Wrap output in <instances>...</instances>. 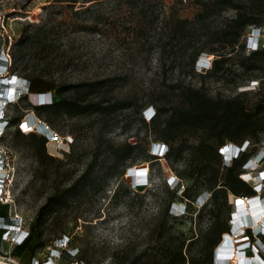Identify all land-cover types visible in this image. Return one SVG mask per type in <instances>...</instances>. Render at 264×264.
<instances>
[{
    "label": "rangeland",
    "instance_id": "1",
    "mask_svg": "<svg viewBox=\"0 0 264 264\" xmlns=\"http://www.w3.org/2000/svg\"><path fill=\"white\" fill-rule=\"evenodd\" d=\"M90 3V9L82 11ZM70 4L69 0H0V52L5 49L12 59L17 50L14 42L25 29L32 33L42 27L47 44V50L42 49L38 54L35 46L26 47L23 59L17 62L12 59L11 74L26 77L37 68L43 78L53 81L56 87L111 80L103 94L104 99L132 98L136 107L118 110L111 115H59L51 123L45 121L44 114L34 112L48 124L57 144L52 146L51 138L47 141V154L53 155L55 161L41 163L35 155L36 141L29 137L30 133L24 134L18 128L19 121L31 109L24 100L9 104V119L18 118L1 139L2 147L10 153L14 171V179L8 183L9 213L32 222L47 195L53 191V186L66 187L75 180L85 171L95 156L96 147H99V157L93 161L85 184L70 195L67 203L51 214L42 226L39 239L45 244L36 250L35 256L43 257L46 245L66 234L87 264H128L136 255L144 253L141 261H151L155 256L160 257L168 241L171 243L178 237L195 238L209 223L207 215L199 217L196 214L202 206L196 200L194 204L176 197L166 211L170 196L167 186L174 188L169 178L177 177V172L166 155L153 154V144L164 142L156 139L143 122L145 120L148 124L151 121L149 115L155 110L153 102H159L163 79L171 82L180 78L193 85L205 81L211 96L225 98L237 95L241 91L240 84L254 85L248 87L244 97L248 107H252L258 99L257 82L261 72H246L240 68V61L249 50L255 49L248 48L247 41L248 50L242 52L236 48L229 63L236 73L225 79L211 77L205 80L200 75L211 67L215 58L213 53L204 55L208 61L202 59L201 62L207 65L195 67V74L168 67L163 71L159 67L160 54L154 38H136L133 34L129 7L120 5L119 0ZM163 4L168 12L174 7L180 16L189 19H193L199 9L195 0H163ZM75 10L80 13L76 14ZM234 14V10H226L211 20L220 25ZM94 22L97 23L94 25ZM86 24H93L101 31L82 29L81 26ZM261 31L259 47H264V24ZM250 34L251 31L248 37ZM235 79L237 83L233 81ZM63 96H71V92ZM98 97L93 94L89 99ZM17 131L21 134L18 135ZM33 134L40 136L39 131ZM123 144L135 145V148L123 161L125 172L119 174L121 164L109 167L113 156L108 149ZM257 148L251 156L258 151L263 152L259 162L252 166L247 164V160L243 166V172H249L246 177L251 176V182L264 175V139ZM248 150H251V145ZM175 165L182 167L181 162ZM142 166L150 167L148 185L134 186V183L146 182L147 172ZM246 201L249 202L248 199ZM175 203L178 205L173 208ZM183 203V208L177 209ZM186 203L188 208L184 211ZM235 209L236 204H233L232 212ZM253 210L250 209L252 215L257 212L253 213ZM261 219L263 221L264 217ZM199 239H194L189 245L191 254L197 256L201 248ZM2 246L4 249L8 247L5 242ZM252 253L251 249L247 254ZM28 259H24V264L29 263ZM230 262L233 264L234 260Z\"/></svg>",
    "mask_w": 264,
    "mask_h": 264
},
{
    "label": "trees",
    "instance_id": "2",
    "mask_svg": "<svg viewBox=\"0 0 264 264\" xmlns=\"http://www.w3.org/2000/svg\"><path fill=\"white\" fill-rule=\"evenodd\" d=\"M69 1L70 5H74L95 0ZM195 3L199 5L198 12L193 19H189L180 16L174 7L168 12L163 0H119L120 5L130 8L135 37L154 38L160 54L161 70L166 71L168 67L171 70L195 74L198 59L204 54L213 53L215 58L211 62V67L206 73H201V77L205 80L211 77L225 79L230 74L234 75L236 70L229 66L233 60L232 53L236 48L245 51L246 41L247 47L253 49L251 34L249 37L247 34L254 29H262L264 0H195ZM91 4L82 11L89 10ZM226 10H234L235 14L224 23L215 25L211 19L222 15ZM74 12L80 13L79 10ZM96 23L94 22V25ZM81 28L84 30L92 28L96 33L101 31L100 28L93 27V24L82 25ZM42 32V27H38L32 33L23 30L14 42L17 48L16 53L12 54L14 62L23 59V52L28 46H35L37 54L47 50L45 34ZM240 68L248 73L261 72L260 81L257 82L258 99L252 107H248L244 97L249 91L248 87L254 85L240 84L241 91L237 95L225 98L221 95L211 96L205 81H201L200 85H193L183 82L180 78L171 82L163 79L159 102H153L155 110L151 121L148 124L145 120L143 122L156 135V139L167 145L166 157L177 172L178 185L174 188L167 186L170 196L166 211L175 202L176 197L194 204L196 200L202 203L196 214L199 217L207 215L209 223L195 238L178 237L171 243L168 241L160 257L155 256L151 261L148 259L141 261L145 253L138 254L128 264H215L214 252L218 243L224 233L232 231L230 220L235 204L234 196L248 193L250 197L256 194L251 181H246L241 174L246 161L264 139V47L258 46L243 55ZM34 71L32 75L25 77L29 81V90L33 93L51 91V104L31 106L25 97L21 100H24L26 106L32 108L34 112L44 114L47 122L55 121L59 115H111L118 110L136 107L132 98H117L114 101L104 99L103 94L106 93L105 89L111 80L56 87L53 81L43 78L41 70L37 71L35 68ZM233 81L236 82V79ZM67 92H71V96L64 97ZM93 94L99 97L89 99ZM17 121L18 118L9 119V126ZM39 132L40 136L29 134V137L36 141L34 148L36 157L41 163L55 161L53 155L47 154L45 146L48 139L50 140V135L43 129ZM16 133L21 134L18 131ZM230 144L247 146L246 150L239 151L227 160L222 148ZM250 145L251 150H248ZM134 148L135 145L127 144L117 148L109 147L108 152L113 156V163L109 167H117L119 163L121 169L118 173L123 174L126 170L123 161L133 153ZM98 149L99 147H96L95 156L87 164L85 171L69 185L53 186V191L47 195L34 220L29 223L27 238L23 243L10 249V255L21 264H24L26 257L29 258L28 264H31L36 250L45 244L39 239L42 226L51 214L67 203L70 195L75 194L85 184L93 161L99 157ZM71 153L69 151V154ZM178 162H181L182 167L175 165ZM187 208L186 203L184 211ZM8 209V203L0 202V216H6ZM2 231L0 229V246ZM199 238L201 248L197 256L198 254H191L189 245L194 239Z\"/></svg>",
    "mask_w": 264,
    "mask_h": 264
},
{
    "label": "built area",
    "instance_id": "3",
    "mask_svg": "<svg viewBox=\"0 0 264 264\" xmlns=\"http://www.w3.org/2000/svg\"><path fill=\"white\" fill-rule=\"evenodd\" d=\"M256 33L259 35L261 40L262 31L260 28L254 29L251 34ZM264 34V32H263ZM259 40V45H260ZM258 45V46H259ZM264 46V42H262ZM257 48V47H256ZM253 48V49H256ZM12 65V59L5 49H1L0 52V202L8 203V183L12 182L14 179L13 165L11 162V156L8 150L2 147L1 139L9 127V117L7 114L8 105L12 103H17L23 97L26 98V101L31 106L39 105H49L52 101V92H31L29 90V81L25 77L17 76L11 74L10 67ZM8 83H13L14 87L11 90H6V85ZM30 106V107H31ZM20 121L18 128L24 134L33 133L39 131L36 129V125L39 124L42 126L44 131H49L52 135L48 124L41 120L35 113L32 108ZM154 110L149 115L151 118L153 116ZM49 140V139H48ZM161 146V149H160ZM246 145L241 146L240 151L246 150ZM152 151L155 156H165L167 154V145L162 142H156L152 146ZM160 150V151H159ZM224 152V151H223ZM261 151H258L253 156H258ZM226 157V154L224 152ZM234 156V155H232ZM231 156V157H232ZM252 157V156H251ZM227 158V157H226ZM249 160V159H248ZM145 168L146 182H137L134 183V186L148 185L149 181V166H142ZM129 169V168H128ZM263 173V172H262ZM261 173V174H262ZM242 177L247 181H251L246 177L249 175V172H243ZM259 180L254 178L252 183V188L257 192L262 203L253 204L247 194H241L234 196L236 209L232 216V231L226 232L223 234L221 241L218 243L217 248L214 252V262L215 264H264V241L262 236H264V225L255 227L254 222L247 223L245 222L244 216L248 214V209H258L260 205H263L264 202V175L258 176ZM169 182H173L174 186L178 185V177L170 176ZM249 200L247 203L246 200ZM248 204V205H247ZM174 204L172 205V207ZM248 206V207H247ZM185 209V207H184ZM241 211V212H240ZM264 212L260 213L261 217L257 215L258 219L264 217ZM245 214V215H244ZM262 220V219H261ZM243 221V222H242ZM0 229L1 233V246H0V259L8 262L9 264H21V262L10 255V249L17 245L23 243L27 238L29 231V223L25 219L19 216H11L8 213L6 216H0ZM5 242L8 247L4 249L2 243ZM258 244V245H257ZM260 245V246H259ZM39 247H42L39 246ZM224 248V249H223ZM253 250L251 255L247 253L250 250ZM223 252L224 260H217V256ZM239 256V258H235ZM233 259V260H232ZM31 264H87L79 254L78 247L73 245L70 241V237L66 234L63 236H58L55 238L54 242L51 245H46L43 257L34 256L32 258Z\"/></svg>",
    "mask_w": 264,
    "mask_h": 264
},
{
    "label": "bare ground",
    "instance_id": "4",
    "mask_svg": "<svg viewBox=\"0 0 264 264\" xmlns=\"http://www.w3.org/2000/svg\"><path fill=\"white\" fill-rule=\"evenodd\" d=\"M259 35H257L255 32L253 33V34H251V45L253 46V48H256V47H258V45H259ZM202 60V59H201ZM201 60H200V65L202 64V65H204V64H206V63H203V62H201ZM204 60H206V61H208L207 59H204ZM199 65V66H200ZM207 65V64H206ZM12 87H14V84L13 83H8L7 85H6V90L5 91H8L9 92V90H11V88ZM36 129H39L40 131L43 129L42 128V126L41 125H39V124H37L36 125ZM43 131H44V129H43ZM46 134H49L50 135V137L49 138H51V140H53V143H52V146H56L57 144L54 142V138H53V136L51 135V133L49 132V131H44ZM44 134V133H43ZM160 149H161V146H160ZM223 149V151L225 152V154H226V157H227V160H229L230 159V157L232 156V155H234V154H236V153H238L240 150H241V148L239 147V146H237V145H234V144H230V145H228L227 146V148H222ZM160 151V150H159ZM262 154H263V152H261L258 156H252L248 161H247V164H249V165H255V164H257L258 162H259V160H260V158L262 157ZM256 192V191H255ZM250 200H251V202L253 203V204H258V203H262V201L260 200V198H259V196H257V192H256V194L254 195V196H250ZM176 205H178V203H175L174 204V206H173V208H176ZM248 205V204H247ZM180 206V208H177V209H182L183 208V206H184V203L183 204H180L179 205ZM248 207V206H247ZM257 211V212H256ZM241 212V211H240ZM253 213L254 212H256V213H254L253 215H252V213H251V211H250V209H248V214L246 213V215L244 216V218H245V222H247V223H252V222H254V224L256 225L255 227L257 228V227H259V226H261V225H264V219H263V221L262 220H259L258 219V217H257V215H259V217H261V214L260 213H262V212H264V202H263V205H260L259 206V208H258V210H253L252 211ZM243 222V221H242ZM224 249V248H223ZM235 258L237 259V258H239V256H235ZM217 260H221V261H223L224 260V258H223V252L222 253H220L218 256H217ZM0 264H9L8 262H6V261H4V260H2V259H0Z\"/></svg>",
    "mask_w": 264,
    "mask_h": 264
},
{
    "label": "water",
    "instance_id": "5",
    "mask_svg": "<svg viewBox=\"0 0 264 264\" xmlns=\"http://www.w3.org/2000/svg\"><path fill=\"white\" fill-rule=\"evenodd\" d=\"M204 55H206V54H204ZM204 55H202V56L198 59L197 66H199V64H200V60L203 58ZM201 65H202V64H201ZM202 66H203V65H202ZM202 66H200V67H202Z\"/></svg>",
    "mask_w": 264,
    "mask_h": 264
},
{
    "label": "clouds",
    "instance_id": "6",
    "mask_svg": "<svg viewBox=\"0 0 264 264\" xmlns=\"http://www.w3.org/2000/svg\"><path fill=\"white\" fill-rule=\"evenodd\" d=\"M204 66V65H203Z\"/></svg>",
    "mask_w": 264,
    "mask_h": 264
}]
</instances>
